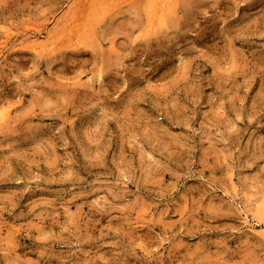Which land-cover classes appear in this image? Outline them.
<instances>
[{
	"label": "rangeland",
	"instance_id": "374dc122",
	"mask_svg": "<svg viewBox=\"0 0 264 264\" xmlns=\"http://www.w3.org/2000/svg\"><path fill=\"white\" fill-rule=\"evenodd\" d=\"M0 264H264V0H0Z\"/></svg>",
	"mask_w": 264,
	"mask_h": 264
}]
</instances>
